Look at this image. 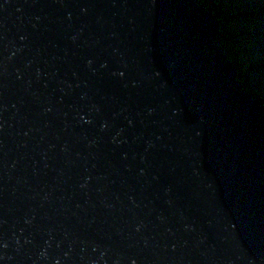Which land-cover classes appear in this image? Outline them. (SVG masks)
Segmentation results:
<instances>
[{
  "label": "water",
  "instance_id": "95a60500",
  "mask_svg": "<svg viewBox=\"0 0 264 264\" xmlns=\"http://www.w3.org/2000/svg\"><path fill=\"white\" fill-rule=\"evenodd\" d=\"M197 0H0V264H264V106Z\"/></svg>",
  "mask_w": 264,
  "mask_h": 264
},
{
  "label": "trees",
  "instance_id": "16d2710c",
  "mask_svg": "<svg viewBox=\"0 0 264 264\" xmlns=\"http://www.w3.org/2000/svg\"><path fill=\"white\" fill-rule=\"evenodd\" d=\"M212 13L238 78L264 106V0H197Z\"/></svg>",
  "mask_w": 264,
  "mask_h": 264
}]
</instances>
